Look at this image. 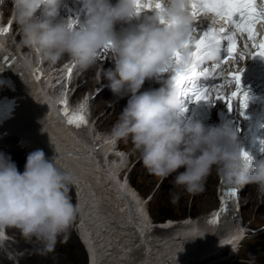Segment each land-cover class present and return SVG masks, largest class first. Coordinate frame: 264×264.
<instances>
[{"label":"clouds","instance_id":"9594fccd","mask_svg":"<svg viewBox=\"0 0 264 264\" xmlns=\"http://www.w3.org/2000/svg\"><path fill=\"white\" fill-rule=\"evenodd\" d=\"M64 3L11 0L12 17L22 43L49 62L67 55L91 67L107 48L106 86L125 104L106 143L131 137L152 174L167 178L177 173L174 183L192 194L202 191L213 169L230 185L254 184L264 193V158L248 162L242 157L239 129L231 121L206 126L187 119L181 92L166 81L165 73L183 72L192 64L190 42L198 38L191 32L196 23L192 0H83L78 22L61 14ZM218 59L210 42L204 60ZM146 81L160 87L141 91ZM55 160L36 149L21 172L9 155L0 153V229L6 235L5 228H16L25 238L41 240L47 250L79 217L69 195L72 177Z\"/></svg>","mask_w":264,"mask_h":264},{"label":"bare ground","instance_id":"6f19581e","mask_svg":"<svg viewBox=\"0 0 264 264\" xmlns=\"http://www.w3.org/2000/svg\"><path fill=\"white\" fill-rule=\"evenodd\" d=\"M6 6L7 1L4 0L1 4L2 10H5ZM65 8L66 10L70 9L68 4H65ZM14 24L15 22L12 27ZM21 36L19 30L18 36L11 35L9 39L4 34L0 36V40L7 45L14 46L18 45L17 38L20 41ZM18 46L21 48L22 44ZM27 48L28 46L24 45L22 51H26ZM31 50L34 54L37 53L36 60L38 62H29L26 59L24 62L31 68L35 66V69L28 70V75H24L21 79L15 77V89L18 94V105L15 110L19 111L21 116L28 115L26 124H28L29 135L28 139L26 137V140H22V143L28 150L32 146L31 149L45 150L44 153L50 159L56 157L55 163L58 169L67 167V173L74 174L78 180V233L83 246H85L87 264H105V262L107 264H177L178 261L187 263L195 253L204 251L205 254V251L219 249L224 245L227 249L229 242L234 247L233 254L237 252L236 247L240 243L238 241L245 239L249 232L253 231L247 230L248 233H243L245 230L242 226L243 223L242 225L237 223L227 228L228 234L221 235L219 231L210 228L203 217L196 222L184 220L183 224L165 219L167 223H162L161 228L156 231L161 232V236H154L156 237L154 240L153 232L150 229L153 219L148 211L150 198L143 199L132 188L131 181L123 180L118 174V171L129 162L125 158V152L118 151L114 145L106 143V135L92 133L93 127L91 128V125L88 124L91 119L85 118L87 124L83 130L72 129L65 122V116L60 112L57 101L65 99L67 92L61 89V83L55 86L58 81L54 82L55 80H53L54 78L61 79L60 76L63 75V72L59 73L58 70L51 72V67L56 65H52L47 60L41 64L43 59L40 54L33 48ZM35 63L38 64L35 65ZM48 63L49 66L45 68V64ZM89 69L90 67L87 72ZM90 77L92 78V76ZM148 85L145 84L144 87L147 88ZM4 93H8V91L5 89ZM108 95L113 96L110 93ZM122 103L125 101L122 100ZM118 112L116 110L115 114ZM232 120V117L228 119L237 127L238 117L235 116ZM96 138L99 139L96 140ZM102 139H104L103 143L100 142ZM97 144H99L98 148H96ZM108 153H112L113 156ZM75 154L79 157H76ZM121 160H124L125 163ZM120 161L122 163H119ZM250 186L251 190L258 189L254 184H250ZM205 193L206 201H208V198L213 194L210 185ZM249 202L250 200L247 203ZM243 203L246 205L245 202ZM181 226V229H177ZM261 230H264V227L257 229L254 233ZM6 232L15 236L18 242L15 245L17 249L20 251L31 249L34 252L32 258L35 261L32 260L33 262L29 263L24 260L19 264H42L37 261L38 250L46 249L41 240L36 237L25 238L18 229L13 227H7ZM242 234H246V236H241ZM237 243L238 245H236ZM56 244L52 249L54 251L61 248ZM220 254L221 250L214 253L213 257ZM177 259H181V261H177ZM4 261H6L4 264H10L5 260L4 255L0 254V264ZM73 263L74 261L71 259L70 264Z\"/></svg>","mask_w":264,"mask_h":264},{"label":"rangeland","instance_id":"374dc122","mask_svg":"<svg viewBox=\"0 0 264 264\" xmlns=\"http://www.w3.org/2000/svg\"><path fill=\"white\" fill-rule=\"evenodd\" d=\"M4 0H0L1 4ZM7 6L5 10L1 11V16L5 17L8 13V10L11 9V0H6ZM67 18L69 16L67 15ZM15 31H19L18 25L15 23ZM23 36H21L20 41L17 38L18 45L22 44ZM32 48L28 46L26 51H23V57L31 62L35 61L37 57V53L34 54L31 50ZM70 58L65 55L58 61H63L65 59ZM44 60V59H43ZM46 62V60H44ZM57 62V61H56ZM52 64V62H49ZM45 64V68L49 66ZM111 67V55L109 51L103 52L100 54V58L97 59L95 65L91 66L89 71L85 72L80 77H77L78 72L74 73L72 80L80 85V89L78 90L76 96H80V94H92L95 91L96 86L99 83V79L101 78V82H106L105 77L103 76L105 73V69ZM92 76V78L90 77ZM166 77V74H165ZM145 84H149L148 87H143L141 91L157 88L160 86L159 83L154 81H146ZM144 84V85H145ZM112 94L111 91L106 88L97 96H95L92 100H90L89 105L87 107L89 116L92 117V120L88 123L91 125L92 133H99L102 135L109 134L114 125L117 123L121 111L124 107L125 103H122V100H118L114 96H109L108 94ZM74 97L72 98V100ZM119 111L115 114V111ZM232 116V115H231ZM116 117V118H114ZM230 117V116H229ZM113 118V119H112ZM91 123V124H90ZM237 128L239 129V125L237 122ZM99 138H96L98 140ZM14 140H7L4 142L5 146L11 151L10 157L14 159L17 157H21V153L15 148L16 145L13 142ZM118 143V148L125 152L126 160L128 162L127 166L129 168V179L132 181L130 185L135 191L142 196L143 199L148 197L150 198L148 202V211L150 217L153 219V224L151 223V232L152 237L161 236V232H156L158 228H161L162 223H167V220H174L175 223L183 224L185 221L196 222L198 219L202 218V216L206 215L210 210L216 208V193L217 187L219 185L221 176L218 172L213 169V171L206 177L203 182V189L195 194L187 192L182 186H178L174 183V177L177 173H173L167 178H160L152 174L143 164L141 154L138 150L135 149L134 144L132 143L131 137L126 139H121ZM31 148H33L31 146ZM24 149V162L23 166H25L26 158L32 150ZM45 151V150H43ZM19 152V156H18ZM76 157L77 154H75ZM70 158V157H69ZM125 163L124 160H121ZM119 163H122V162ZM67 167L61 168V171H67ZM24 168L20 171L23 172ZM120 171V170H119ZM118 171V174H119ZM179 171H183L180 169ZM114 173H116L114 171ZM72 177V181L75 186L78 185V180L74 177V174L69 173ZM121 177V176H120ZM125 183L124 181H122ZM128 182L126 181V184ZM209 183V184H208ZM208 185L212 187V196L208 198L206 201L207 195L205 193ZM71 185V191L69 195L73 200L74 191ZM256 186V185H254ZM257 187V186H256ZM251 186L246 185V187L241 191V197L243 198V202L246 203L242 206V213L245 220V224L243 226L245 228L251 229H261L264 227V193L258 191V189L251 190ZM78 190V187L76 188ZM78 193V192H77ZM255 195V196H252ZM79 198V193L77 199ZM246 199V200H245ZM248 200H250L249 203ZM165 214H171L172 216L167 218L164 217ZM167 219V220H165ZM190 219V220H189ZM165 220V221H164ZM77 221L79 219L74 218L72 224L67 229L66 233L62 234L57 238V244L61 246L58 251L40 249L38 250V262L42 264H70V260L74 261L73 264H87V255L85 246L80 239V235L78 233ZM79 224V223H78ZM156 225V226H155ZM178 227L177 229H181ZM6 232V228H5ZM164 233V232H162ZM248 233V232H246ZM7 239H0V254L4 255L5 260H7L10 264H19L20 261H28L29 263L35 261L32 257L34 252L31 249L19 250L15 247L17 245V240L15 236L6 232ZM156 237L153 239L155 240ZM240 242V243H239ZM34 243L36 241L34 240ZM239 243V245H238ZM236 245L237 252L235 254L230 253V248L223 249L221 254L216 257H211L214 252L219 249L204 251L203 256L201 258H193L198 262H189L190 264H264V230L259 231L258 233L249 232L248 236L243 240H239ZM56 244V245H57ZM233 247V245H232ZM234 248V247H233ZM63 249V250H62ZM213 251V252H212ZM209 252V253H207ZM137 253V252H136ZM211 253V254H210ZM197 254V253H195ZM193 255L196 256V255ZM210 255V256H209ZM205 257V258H204ZM69 258H71L69 260ZM192 259V258H191ZM189 259L188 261H190ZM33 260V261H32ZM181 259H177V261ZM4 261L1 264H4ZM179 263V261H178ZM177 263V264H178ZM182 264H186L181 261ZM179 263V264H181ZM188 263V264H189ZM107 264V262H105Z\"/></svg>","mask_w":264,"mask_h":264},{"label":"snow or ice","instance_id":"6c2138e0","mask_svg":"<svg viewBox=\"0 0 264 264\" xmlns=\"http://www.w3.org/2000/svg\"><path fill=\"white\" fill-rule=\"evenodd\" d=\"M193 13L196 17V23L191 27V32L196 34L198 38L190 42L194 51L191 53L192 64L183 72H174L168 74L166 81L171 86L177 88L182 94L183 111L186 113L188 104L200 103L213 104L214 101L211 96L213 88L220 77H223L225 69L222 65L229 61L236 62L245 58V52L237 53V41L241 37L246 36L244 47L247 48L248 41L252 46L257 48L258 51L251 56V59L259 57L264 59V39L257 40V33L255 28L258 24L264 25V0L257 4V0H192ZM213 14L214 18L208 27H204L203 20H198V17L207 14ZM79 18H76L78 22ZM223 21L226 27L221 28L219 31L214 27L215 23ZM9 31L8 28L0 29V35H4ZM210 42H214L216 50L219 54L218 61H215L209 66L205 64L204 57L207 55V49ZM104 52L108 51L107 48L103 49ZM222 53H226L222 55ZM100 53H98L99 57ZM177 60L179 53L176 54ZM7 60V58H5ZM245 67L237 68L235 71L229 72L228 77L223 79V83L234 84L235 91L232 92L231 97L225 98L219 93L215 97L216 101H224L228 111L232 112L234 108L233 101L239 100V115H244V110L248 107L250 96L248 91L242 87V76ZM71 70H69V75ZM167 74V73H165ZM211 77V81H209ZM208 81L209 83H205ZM63 107V115L67 118V123L70 126L80 128L87 124V120L81 113H69L67 110V101L61 102ZM246 118V117H245ZM264 143V142H262ZM264 151V149H262ZM242 157L251 162L252 156L242 150ZM237 189L233 188L225 193L228 199L235 197ZM229 208L225 205L220 212L227 213ZM220 219L219 213L209 223L216 224Z\"/></svg>","mask_w":264,"mask_h":264},{"label":"trees","instance_id":"16d2710c","mask_svg":"<svg viewBox=\"0 0 264 264\" xmlns=\"http://www.w3.org/2000/svg\"><path fill=\"white\" fill-rule=\"evenodd\" d=\"M132 182V181H131ZM133 183V182H132ZM172 215L171 214H165L164 215V217H167V218H169V217H171Z\"/></svg>","mask_w":264,"mask_h":264}]
</instances>
